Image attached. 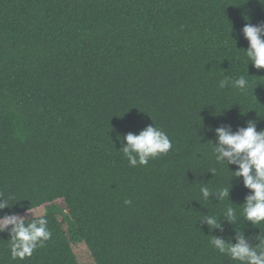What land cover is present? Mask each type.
Masks as SVG:
<instances>
[{
  "label": "trees",
  "instance_id": "obj_1",
  "mask_svg": "<svg viewBox=\"0 0 264 264\" xmlns=\"http://www.w3.org/2000/svg\"><path fill=\"white\" fill-rule=\"evenodd\" d=\"M260 2L0 0V217L46 211L52 233L20 260L0 232V264H239L212 236L255 245L264 223L243 218L250 190L212 145L217 127L264 129L241 32L264 23ZM241 75L243 92L218 86ZM152 123L172 148L130 167L123 136Z\"/></svg>",
  "mask_w": 264,
  "mask_h": 264
},
{
  "label": "clouds",
  "instance_id": "obj_2",
  "mask_svg": "<svg viewBox=\"0 0 264 264\" xmlns=\"http://www.w3.org/2000/svg\"><path fill=\"white\" fill-rule=\"evenodd\" d=\"M241 32L248 42L247 47L243 48L247 65L251 62L253 68L264 69V23L257 25L245 23ZM229 85L243 92L249 87V81L241 75L235 79L225 77L218 84L220 88ZM215 133L217 140L215 145H212V150L216 161L237 165V168L231 171L232 176L242 177L243 185L250 190L242 203L241 215L253 226L264 223V129L257 130L256 123L249 120L246 126L239 127L234 132L230 127H217ZM123 141L120 149L130 167L145 166L150 159L165 155L172 148L168 135L153 123L144 127L138 134L126 133ZM228 192V187L220 189L218 198L223 200L228 197ZM200 194L203 199H207L210 189L202 185ZM12 199L14 198H5L0 193V209L11 207ZM124 203L130 204L131 201L125 200ZM29 213L31 218L27 221L25 217L17 215L0 217V232L7 230L9 233V252L12 259L23 260L30 257L52 236L48 228L46 211ZM236 213L235 208L227 206L224 215L231 222L235 219ZM205 223L211 227L219 226L216 215L205 217ZM256 240L257 243L251 245L238 232L235 242L212 236L210 244L219 253L238 261L239 264H264V236L258 234Z\"/></svg>",
  "mask_w": 264,
  "mask_h": 264
}]
</instances>
